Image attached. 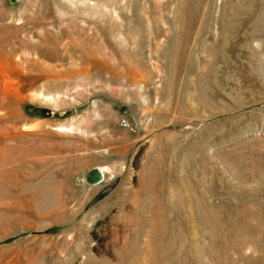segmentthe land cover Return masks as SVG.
Instances as JSON below:
<instances>
[{"label": "rangeland", "instance_id": "rangeland-1", "mask_svg": "<svg viewBox=\"0 0 264 264\" xmlns=\"http://www.w3.org/2000/svg\"><path fill=\"white\" fill-rule=\"evenodd\" d=\"M0 264H264V0H0Z\"/></svg>", "mask_w": 264, "mask_h": 264}, {"label": "water", "instance_id": "water-1", "mask_svg": "<svg viewBox=\"0 0 264 264\" xmlns=\"http://www.w3.org/2000/svg\"><path fill=\"white\" fill-rule=\"evenodd\" d=\"M103 180H104V177H103L102 173L100 172V170H98V169H93L86 176V184L89 186H96V185L102 183Z\"/></svg>", "mask_w": 264, "mask_h": 264}, {"label": "bare ground", "instance_id": "bare-ground-1", "mask_svg": "<svg viewBox=\"0 0 264 264\" xmlns=\"http://www.w3.org/2000/svg\"><path fill=\"white\" fill-rule=\"evenodd\" d=\"M99 170V169H98ZM100 172L102 173L103 177H104V173L100 170ZM104 181V180H103ZM101 184V183H100ZM99 185V184H98Z\"/></svg>", "mask_w": 264, "mask_h": 264}]
</instances>
